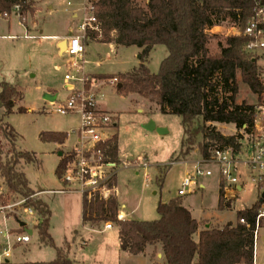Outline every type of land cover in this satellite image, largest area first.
Listing matches in <instances>:
<instances>
[{"label":"rangeland","instance_id":"rangeland-1","mask_svg":"<svg viewBox=\"0 0 264 264\" xmlns=\"http://www.w3.org/2000/svg\"><path fill=\"white\" fill-rule=\"evenodd\" d=\"M68 1L73 2L74 0H31L32 8L25 11V19L14 14L9 19H0V91L3 81L12 83L17 80L21 85L19 87L12 83L17 90V94L13 96L15 107L11 114L4 116V120L2 117L5 109L0 107V152L4 161L12 156L14 149L30 151L36 155L37 161L25 165L24 168L30 186L35 190L40 188L59 189L65 185L55 172L60 160L59 152H63L61 157L73 153L72 147L77 140L75 134L72 133L65 142L66 145L57 148V143L43 141L40 134L42 132L71 133L73 129L79 127L80 115L76 113L62 115L54 110L55 106L51 104L54 101L43 99V95L48 89L50 94L57 96L56 104L64 102L68 97L70 89L64 80L66 68L63 67L65 57L56 52L51 41H40L36 38V34L39 35L37 31L33 30L28 33L26 25L30 26L37 20L41 26H38L36 30L40 27L44 33L62 29L66 22ZM135 1L142 5L146 3V0ZM51 3L54 4L53 10L47 7ZM69 20L71 21L72 17ZM71 26L73 25L71 24ZM239 32L240 29L229 22H222L213 27L212 35L216 34L219 37L212 38L209 45L211 53L220 51V43L224 44L226 36ZM9 35L15 36V38H10ZM93 41L99 42L91 39L86 43L89 44ZM142 51L141 48L135 46L114 47L102 42L90 43L86 48L85 58L88 62L85 65V72L90 78L87 87L96 81L93 89L97 95L99 106L105 111L117 115L115 118L117 125L110 132L118 131L121 153L127 156L122 157L119 154L118 161H115L118 163L115 176L120 168L125 166L126 161L130 162L129 165L131 162L132 164L138 163L141 159H145L149 163L147 169L126 167L119 172L118 186L122 191L121 198H125L130 208H137L135 217L154 220L159 218L157 211L159 203L179 196L178 189L181 187L184 175L188 171H193L197 162L204 160L201 152L204 136L199 134L198 143L193 150L179 160L190 161L171 163L175 157L179 156L182 140L185 137L181 117L164 114L157 103L137 93H121L118 91V85L108 82L111 77H118L120 82L122 80L121 73L132 72L142 62H145L152 73H156L159 71L161 61L168 55V50L164 45L155 46L145 58L141 56ZM63 54L61 53V55ZM248 54L257 58L260 77L264 82V50ZM55 65H60L61 70H56ZM238 81V103L246 102L255 107L264 106V93L261 98H258L247 85L242 83L240 75ZM74 86L80 87V83L75 82ZM21 89H24L23 102H21ZM221 95L223 94L221 93ZM21 103L24 107L31 109L20 113L18 109L22 107ZM6 122L15 130L14 134L7 127ZM151 123H154L156 127L166 128L168 132L159 134L156 129H149L148 125ZM208 125H212V127L215 125L216 129L224 135L242 133V130L236 128L235 125L220 126L214 123ZM172 156L174 157L172 158ZM204 166L215 171L213 176L199 178V182L206 184V189L203 192L201 188L197 187L193 193L184 196L185 200L191 204L195 216L211 219L220 216L224 219H235L237 210L252 206L257 202L258 188L250 183L243 174L245 177L243 191L231 202V209L220 212L215 208L216 186L219 177L216 166L212 165V162ZM137 171L138 174H136ZM145 172L150 175L149 182L145 178ZM159 178H162L161 183ZM1 181L2 187H4L1 191L7 193V187L0 176ZM111 195H117L115 187L111 189ZM38 197L35 194L34 198ZM24 201L18 194L10 192L4 201L0 200V242H6L4 231H9L12 234L25 231L26 227H19L18 223V220L24 221L28 228L34 230V235L28 245H15L11 260L48 261L50 258H55L54 247L47 245L40 249L37 228L40 216L35 210L33 216L25 212ZM45 201L53 214L51 232L55 244L63 243L66 238L70 240L74 229L81 226L83 206L80 193H71L68 190L65 194H55V196L50 194L46 195ZM107 223L94 224V226L105 228ZM111 223L114 227L117 226L116 223ZM80 229L88 240V245L85 246L87 241L80 237L76 231L74 241L68 242L70 247L65 245L63 248L69 256L75 247L74 264H148L147 257L143 254L123 253L117 248L116 243H112L115 230L98 233L84 228ZM259 230L258 264H262L264 263V240L261 239V236L264 235V219L261 221ZM11 238L10 240L14 243V237ZM157 252L159 249L148 251L154 261H159Z\"/></svg>","mask_w":264,"mask_h":264},{"label":"trees","instance_id":"trees-1","mask_svg":"<svg viewBox=\"0 0 264 264\" xmlns=\"http://www.w3.org/2000/svg\"><path fill=\"white\" fill-rule=\"evenodd\" d=\"M16 4L21 12L32 8L31 0H0V13L9 11ZM264 0H146L140 4L135 0H95L94 14L100 32L89 29L87 36L102 43L141 48L142 58L148 56L157 45H164L168 55L161 61L159 71L152 73L142 62L132 72L121 73L118 91L124 94L137 93L157 103L164 114L181 117L185 137L179 156L173 162L188 155L203 134L201 146L203 158L211 156L214 148L241 149L243 135H224L209 123L234 124L236 128L249 131L253 126L255 106L238 103L240 75L242 83L261 98L264 82L260 77L257 58L245 49L249 36L244 33L249 20L256 14ZM222 22L233 23L240 29L238 34L228 35L220 43V51L211 53V29ZM221 93L223 95H221ZM16 87L7 81L1 83L0 107L4 116L14 111ZM20 113L26 112L19 107ZM12 132L15 130L6 122ZM247 126L244 128V126ZM45 142L64 144L68 134L64 132H42ZM105 155L118 161V134L103 144ZM174 156H172L173 158ZM171 158V159H172ZM73 154L61 157L56 175L61 179L72 161ZM37 161L33 152L16 150L5 161L0 152V176L7 193L0 190V200L8 192L21 196L24 207H32L40 216L37 225L42 244L56 249L51 261H27L3 264H74L62 247L55 244L51 236V209L41 198H34L25 165ZM114 175L109 186L115 185ZM163 178V177H162ZM159 178V182H162ZM223 189L220 190L219 208H224ZM120 204L115 195L107 199L99 194L91 199L83 196V223L100 224L114 222L119 227L120 249L132 255L144 253L148 246L160 245L164 264H253L255 258V234L257 203L251 208L237 212V223H227L221 228L205 227L184 205L181 196L160 202L159 218L154 220H119ZM245 218L250 227L241 223Z\"/></svg>","mask_w":264,"mask_h":264},{"label":"built area","instance_id":"built-area-1","mask_svg":"<svg viewBox=\"0 0 264 264\" xmlns=\"http://www.w3.org/2000/svg\"><path fill=\"white\" fill-rule=\"evenodd\" d=\"M21 5L16 4L10 11L0 13V19H9L11 15L24 18L21 12ZM87 16L81 24V29L87 36L89 29L101 31L97 17L94 14L93 2H90L85 9ZM244 33L249 36V41L245 45V49L249 53H255L264 50V5H261L256 14L249 20ZM15 38V36H8ZM85 35H72L66 38L67 45L63 54L66 68L64 80L66 86L70 89V93L64 102L56 104L54 110L62 115L76 113L80 115V125L77 129H73L70 134H75L77 140L73 145V159L68 164L66 171L61 177L65 183L63 188L51 190V193L71 192L80 193L91 199L93 195L99 194L100 197L107 199L111 195L109 183L115 175V169L118 163L108 159L105 155L103 144L110 140L115 134L110 131L117 125V115L111 114L98 107L96 93L92 85L87 87L90 78L85 72L87 64L86 44L84 43ZM61 66L58 67L61 70ZM80 83V87L74 86V83ZM108 82L112 85H118V77H111ZM247 126L245 125L244 128ZM243 138L241 140V149L235 153L232 148H214L211 156L207 159L197 162L193 171H188L183 177L179 195L183 196L193 193L199 187V178L211 176L214 169H208L204 165L212 162L219 171V176L223 183L222 189L224 201L226 203L235 200L244 188V179L247 177L250 183L254 184L259 191L256 208V241L259 238V229L261 221L264 219V106L255 108L254 122L251 130H242ZM137 166L148 167L145 159H141ZM245 174V177L243 176ZM147 182L150 180L149 173L145 172ZM255 203V204H256ZM25 212L34 215L32 207H26ZM118 219L123 217L118 214ZM241 223L250 227L245 218ZM106 228H112L111 222H108ZM7 238V244L0 245V264L5 263L11 257V250L16 244H26L32 239V234L28 231L21 233H11L4 231ZM14 237V243L10 240ZM13 244H12V243Z\"/></svg>","mask_w":264,"mask_h":264},{"label":"crops","instance_id":"crops-1","mask_svg":"<svg viewBox=\"0 0 264 264\" xmlns=\"http://www.w3.org/2000/svg\"><path fill=\"white\" fill-rule=\"evenodd\" d=\"M40 1V0H39ZM95 0H74L73 2H71V1H68L67 2V5H68V9H67V12H66V22H65V26L62 28V29H60V30H56V31H49V32H47V33H44V30H42L40 27H39V29L38 30H36V28L38 27V26H41V24H39L38 22H37V20L35 21V22H32V25H30L29 26V24H27L26 25V27H27V31H28V33L30 32V31H37L38 33H39V35L38 34H36V38H38L40 41H43V40H49V41H51V44H53L54 46H55V48H56V52L60 55V56H62L63 57V55H61V53H60V48H59V44H60V42L63 40V39H66V38H68V37H70V36H72V35H85V37H84V39H83V41H84V43L86 44V48L89 46V44L90 43H100V42H90L89 44H87L86 43V41L87 40H91L88 36H86V34H84V32L82 31V29H81V24H82V22H83V20H84V17L85 16H87V14H86V12H85V9H86V6L90 3V2H94ZM41 3V2H40ZM39 3V5H41ZM50 10H53L54 9V4H49L48 6H47ZM41 8V7H40ZM39 11V10H38ZM38 11L36 12V15H37V13H38ZM36 15H35V18H36ZM70 17H72V20L70 21L69 20V18ZM71 22V23H70ZM71 24L73 25V26H71ZM5 36V35H4ZM9 36H12V35H9ZM103 44H107V45H109V46H119V47H122L121 45H117V44H114V43H103ZM124 47V46H123ZM87 53V52H86ZM88 61V60H87ZM60 65H55V68H56V70H59L58 69V67H59ZM32 76H34V74H32ZM12 83H14V84H16V85H18L19 87H21V85L18 83V81L17 80H15L14 82H12ZM22 90V100H21V102H23V99H24V89H21ZM46 93H49V89L47 90V91H45V93H44V95H43V99L45 100V94ZM56 96V95H55ZM57 97V96H56ZM21 105H22V103H21ZM22 107H24L23 105H22ZM98 107L100 108V109H102V110H104L102 107H100L99 106V104H98ZM26 108V107H25ZM31 108H26V110H30ZM214 124H216V125H220V126H222V125H225V126H228L229 124H226V123H214ZM230 125H234V124H230ZM115 129V128H114ZM112 133H114V134H118V141H119V154H120V156H122V157H126L127 155L125 154H122L121 153V149H120V138H119V133H118V131L117 130H115L114 132H112ZM67 141V140H66ZM56 144V143H55ZM66 145V143H64V144H56V146H57V148H61L62 146H65ZM181 150V149H180ZM60 152H62V151H60ZM60 152H59V157H60V159H61V155H60ZM60 161V160H59ZM188 161H190V160H182V161H176V162H188ZM171 163H175V162H171ZM130 164V162H125V166L124 167H122V168H120V170H119V172L121 171V170H123L124 168H126V167H135V168H140V169H142V168H144V167H142V166H137L136 164H132V162H131V165H129ZM148 167H149V163H148ZM145 169H147V168H145ZM216 169H217V167H216ZM217 172H218V176H219V171H218V169L216 170ZM119 172H118V174H119ZM214 173H215V171H214ZM118 174L116 175V178H115V185H114V187L116 188V191H117V195H116V197H117V200H118V202H119V204H120V208H119V214L123 217V220H149V219H146V218H137V217H135L134 215L136 214V212H137V208H130L129 206H128V203H127V201L125 200V198L124 199H122L121 197H122V191H121V189L119 188V186H118ZM136 174H138V171L136 172ZM185 176V175H184ZM213 176V175H212ZM61 180V179H60ZM61 182H62V180H61ZM63 183V182H62ZM182 183V182H181ZM2 181L0 182V190H3V188L4 187H2ZM222 186H223V183H222V181H221V178H220V176L218 177V181H217V186H216V191H217V199H216V207L215 208H217L220 212H224V210L226 209V210H229V209H231L232 208V204H231V202L233 201H230V202H228V203H226L225 201H224V208L223 209H220L219 208V203H220V190H221V188H222ZM63 188V187H62ZM198 188H201L202 190H203V192H204V190L206 189V184L205 183H203V182H199V187ZM32 189H34V188H32ZM57 189V188H56ZM59 189H61V188H59ZM180 189V188H179ZM179 189H178V191H179ZM35 190V189H34ZM51 190H54V189H47V188H40V189H38V190H35L36 192H37V196H39V198H41L42 200H44L45 201V198H46V195H54L55 196V194L54 193H51L50 191ZM3 192V191H2ZM68 193H70V192H68ZM72 193V192H71ZM57 194H65V193H57ZM81 195V194H80ZM178 195H179V192H178ZM187 195V194H186ZM180 196V195H179ZM184 196L185 195H183V196H181L182 198H183V202H184V205L192 212V215L194 216V218L195 219H197L198 220V222H199V224H200V229H202V228H205V227H216V228H221V227H223L224 225H226L227 223H229V222H232L233 224H236L237 223V216L235 217V219H224V218H221L220 216H217V217H212V219L211 218H203V217H197V216H195L194 215V213H193V210H192V206H191V204L189 203V202H187L186 200H185V198H184ZM177 197V196H176ZM81 198H82V206H83V196L81 195ZM174 198V197H173ZM170 199H172V198H170ZM169 199V200H170ZM46 202V201H45ZM47 203V202H46ZM48 204V203H47ZM49 206V205H48ZM253 206V205H252ZM252 206H249V207H246V208H251ZM129 210V211H126V210ZM243 209H245V208H241L240 210H243ZM239 210H237V212H238ZM52 212V211H51ZM82 215H83V207H82ZM52 217H53V214L51 215V219H52ZM102 223H105V222H101L99 225H101ZM19 227H21L20 225H19ZM24 227H26V229H25V231H28L29 232V230H32L33 232L31 233L32 234V236L34 235V230L33 229H31V228H28L27 227V223H26V226H24ZM80 228H84V229H86V230H89V231H92V232H98V233H104L105 231H107V230H115V235H114V240H113V242L112 243H116V246H117V248H119V250H121L120 249V238H119V227H118V225L116 226V227H112V228H104L103 226H102V228L101 227H97V226H94V224H90V223H86V224H84L83 223V218H82V221H81V226H80ZM80 228H75L74 229V234H73V236L71 237V239L69 240V239H65L64 241H63V243H60V244H57V246L58 247H62V248H64L65 247V245H68V242H70V241H74V237H75V232L76 231H78V233L80 234V237H82V238H85L84 236H83V233L81 232V229ZM24 232V231H23ZM49 232H50V234H51V236H52V232H51V220H50V229H49ZM38 236H39V234H38ZM259 236H260V230H259ZM5 237V236H4ZM53 237V236H52ZM6 238V237H5ZM54 239V238H53ZM261 239L262 240H264V235H262L261 236ZM85 240L87 241V243L85 244V246H87L88 245V240L85 238ZM31 241H32V239H31ZM30 241V242H31ZM29 242V243H30ZM12 243V242H11ZM29 243H26V244H19V245H28ZM76 243V242H75ZM2 244H7V238H6V242H0V245H2ZM13 244V243H12ZM257 244H258V239H257V241H256V244H255V258H254V263L253 264H258L259 263V261H258V258H259V255H258V253H259V251H258V247H257ZM42 246H47V245H44V244H42L41 243V241H40V239H39V247H40V249H41V247ZM69 247H70V245H68ZM73 246H74V243H73ZM84 246V247H85ZM14 247H15V245L13 246V248H12V250H11V257L13 256V250H14ZM84 247H82V248H84ZM150 249H152V251H153V249L155 250H157V249H159V252H157V258H159V261H154L153 259H152V256L148 253V251L150 250ZM55 251H56V249H55ZM122 251V250H121ZM123 253H128V252H124V251H122ZM128 254H130V253H128ZM144 255L145 257H147V260H148V264H164V255H163V252H162V249H161V246L158 244V245H154V246H148L147 248H146V250L144 251V253H141V254H139V255ZM56 255H57V252H56V254H55V258H56ZM75 255H76V251H75V247H74V249L72 250V254H69V258L70 259H72L74 262H75ZM132 255V254H131ZM11 257L8 259V261L9 262H12V263H23V262H27V261H30V260H11ZM50 257H51V254H50ZM55 258H50L48 261H51V260H54ZM37 261H40V260H37ZM43 261H45V260H43ZM262 264H264V263H262Z\"/></svg>","mask_w":264,"mask_h":264},{"label":"water","instance_id":"water-1","mask_svg":"<svg viewBox=\"0 0 264 264\" xmlns=\"http://www.w3.org/2000/svg\"><path fill=\"white\" fill-rule=\"evenodd\" d=\"M66 45H67V41H66V39H63L60 42V44H59V48H60V52L61 53H64L62 51L66 50ZM118 86H121V85H118ZM45 99H47L48 101H55L56 100V96L55 95H52L50 93H46L45 94ZM148 128L149 129H153V130L156 129L159 134H165V133L168 132V130L166 128H164V127H156L154 123L149 124L148 125ZM60 155L62 156L63 155V152H60ZM18 223H19V225L21 227L26 226V222H24V221L18 220ZM32 232H33L32 230H29V233H32Z\"/></svg>","mask_w":264,"mask_h":264}]
</instances>
